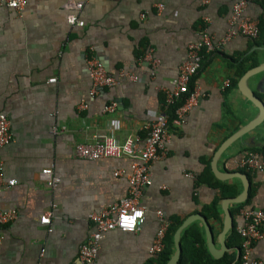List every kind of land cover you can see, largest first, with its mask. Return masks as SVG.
Returning a JSON list of instances; mask_svg holds the SVG:
<instances>
[{
  "label": "crops",
  "instance_id": "obj_1",
  "mask_svg": "<svg viewBox=\"0 0 264 264\" xmlns=\"http://www.w3.org/2000/svg\"><path fill=\"white\" fill-rule=\"evenodd\" d=\"M75 2L82 7H69ZM231 3L27 0L19 12L0 5V111L6 113L12 133V140L0 149V159L5 179L15 180L12 186L0 185V210L17 211L14 220L0 226V264H82L79 246L94 230L88 214L127 194L131 159L79 158L75 144L90 143L95 134L118 141L132 135L143 139L145 125L164 109V89L172 87L187 45L200 39L203 30L218 45L202 51L200 68L191 81L199 91L197 101L180 124L170 120L167 154L151 163L150 182L138 199L144 220L134 231L106 232L93 264H146L153 257L149 247L160 226L158 211L167 221L204 216L202 207L215 198H219V220L204 216L213 235L212 250L203 224L194 222L202 226L213 259L228 256L227 264H238L240 238L235 228L243 223L241 209L264 210V172L237 165L247 152L264 147V117L249 125L260 111L242 94L239 80L245 71L263 65L245 84L264 102V45L243 36L220 44ZM263 13L261 0L248 2L244 9L258 25ZM69 14L83 25L69 24ZM91 56L116 79L94 95L89 94ZM242 60L249 67L236 77L235 68ZM129 73L138 80H131ZM225 79L230 85L222 87ZM82 103L86 107H80ZM112 103L113 110L105 111ZM44 168L59 177L55 187L42 179ZM117 170L122 173L116 175ZM240 173L249 181L247 196L242 202L226 203L232 226L224 233L223 204L243 192ZM216 182L234 184L238 193L221 196ZM47 211L52 212L50 223L42 224L40 217ZM252 255L264 264V234L253 242Z\"/></svg>",
  "mask_w": 264,
  "mask_h": 264
},
{
  "label": "built area",
  "instance_id": "obj_2",
  "mask_svg": "<svg viewBox=\"0 0 264 264\" xmlns=\"http://www.w3.org/2000/svg\"><path fill=\"white\" fill-rule=\"evenodd\" d=\"M253 0H232L231 10L228 17V28L225 35L220 40V44L236 37L243 36L255 39L259 33L258 20L244 14L245 6ZM27 0H0V5L6 6L16 12L21 11ZM161 7V5H159ZM69 7L80 9L81 2H75ZM69 24L82 26L83 21L75 14L67 17ZM218 43H214L213 38L203 30L200 39L190 42L186 48V55L178 67V73L171 82V88L164 89V109L155 114L152 121L145 125L146 133L143 139L139 135H132L123 141L116 140L107 134H95L94 140L90 143H77L74 146L75 156L83 159L97 160L103 158H116L126 156L131 159L130 171L126 174L127 194L109 204L107 207L90 212L89 219L92 221L94 230L89 237L79 246L78 260L82 264H93L98 251L99 241L104 234L113 229L121 231H134L144 220V207L139 204L138 199L143 189L150 182V166L153 161L162 159L168 151V141L170 138V122L180 124L187 111L196 103L199 91L190 84L193 76L197 73L201 65V54L203 50L213 51ZM152 65L155 60L151 59ZM89 77L92 88L89 92L94 95L98 89L112 86L116 83L113 75L109 74L101 61L95 56L87 60ZM131 80H138L134 73L127 74ZM49 81H55L50 78ZM230 85V80L225 79L222 87ZM182 99V104L174 111V117L170 121V115L166 110L169 106ZM80 107H86L82 103ZM114 104L104 107L105 111H112ZM12 140L10 123L6 113L0 111V149ZM237 165L249 172H264V155L257 151H249L242 156ZM121 170L115 174H121ZM40 175L50 187H55L59 183V177L54 175L52 169L44 168ZM14 179H5L3 164L0 159V185L12 186ZM140 213L136 215V213ZM160 217V226L157 229L154 239L149 247L151 255L159 254L164 248L165 233L169 221L163 219L161 212H157ZM243 223L236 226L235 233L240 238L239 264H260V261L252 255L253 242L262 238V224L264 221V210L261 208H242ZM17 211L14 208L0 210V226L5 225L15 219ZM51 211H47L40 217V223L49 224ZM127 217L128 222L125 221ZM2 234L0 233V242ZM35 264H42L37 262Z\"/></svg>",
  "mask_w": 264,
  "mask_h": 264
},
{
  "label": "trees",
  "instance_id": "obj_3",
  "mask_svg": "<svg viewBox=\"0 0 264 264\" xmlns=\"http://www.w3.org/2000/svg\"><path fill=\"white\" fill-rule=\"evenodd\" d=\"M264 5V0H261ZM254 43L257 45H264V13L259 19V34L258 37L253 39ZM254 56L252 53L248 56L251 59ZM255 61L252 60L250 64H254ZM249 66L245 64L244 60L240 61L239 65L235 68L236 77L242 75V73ZM192 88V83L190 84V89ZM182 104V99L175 102L173 105L169 106L166 112L170 115V120L174 117V111L177 107ZM259 153L264 155V147L259 150ZM217 188L221 196H234L238 193V187L234 184L227 182H216ZM219 198H215L210 204L205 205L201 209V213L206 218H213L219 220V214L217 210V203ZM238 208L241 204L235 205ZM183 219L173 217L169 221L168 228L165 233L164 238V248L163 250L151 257L146 264H165L173 252L174 242L173 234L176 228L180 225ZM181 254L178 261L175 264H227L230 258L225 256L219 259H213L208 253L203 237L202 226L198 222H193L189 224L181 234ZM240 247V244H239ZM239 264V262H238Z\"/></svg>",
  "mask_w": 264,
  "mask_h": 264
},
{
  "label": "water",
  "instance_id": "obj_4",
  "mask_svg": "<svg viewBox=\"0 0 264 264\" xmlns=\"http://www.w3.org/2000/svg\"><path fill=\"white\" fill-rule=\"evenodd\" d=\"M263 67V65L251 68L247 71H245V73L241 76L240 80H239V87L240 90L242 92V94L249 99L250 101H252L258 108L260 111L259 116L254 119L249 125H253L255 123H257L260 119H262L264 117V102L257 97L245 84L246 79L251 76L252 74H254L255 72L259 71L261 68ZM255 122V123H254ZM234 136V135H233ZM232 137H230L229 139H227V141H225V143L223 144V146L225 147V145H227V143L231 140ZM222 147V149L224 148ZM242 178H243V182H244V189L243 192L234 196V197H228L225 199V202L223 204V208L226 214V220L225 223L223 224V228H222V232H226L231 226H232V217L231 214L229 212V210L227 209V204L229 202H234V203H238V202H242L246 196H247V188L249 185V181L247 180L246 175L240 173ZM199 220L201 221V223L203 224L204 230H205V235H206V240H207V245L209 247V249L212 250V244H213V235L211 232V228L209 225V222L207 221V219L202 216L201 214H194V215H190L189 217L185 218L180 225L176 228V230L174 231L173 234V241H174V252L172 253V255L169 257V259L167 260V262L165 264H175L181 254V234L183 232V230L191 223H193L194 221ZM213 255H215V253L212 252ZM239 257H240V250H239Z\"/></svg>",
  "mask_w": 264,
  "mask_h": 264
},
{
  "label": "clouds",
  "instance_id": "obj_5",
  "mask_svg": "<svg viewBox=\"0 0 264 264\" xmlns=\"http://www.w3.org/2000/svg\"><path fill=\"white\" fill-rule=\"evenodd\" d=\"M139 214H140V213H138V212L136 213V215H139ZM125 221L128 222L127 217H125Z\"/></svg>",
  "mask_w": 264,
  "mask_h": 264
}]
</instances>
